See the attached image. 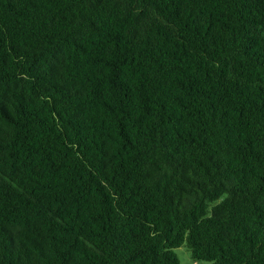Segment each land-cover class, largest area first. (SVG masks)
<instances>
[{"label":"trees","instance_id":"trees-1","mask_svg":"<svg viewBox=\"0 0 264 264\" xmlns=\"http://www.w3.org/2000/svg\"><path fill=\"white\" fill-rule=\"evenodd\" d=\"M264 264V0H0V264Z\"/></svg>","mask_w":264,"mask_h":264},{"label":"rangeland","instance_id":"rangeland-1","mask_svg":"<svg viewBox=\"0 0 264 264\" xmlns=\"http://www.w3.org/2000/svg\"><path fill=\"white\" fill-rule=\"evenodd\" d=\"M181 264H213L210 261H195L192 257L191 250L186 243L175 249Z\"/></svg>","mask_w":264,"mask_h":264}]
</instances>
